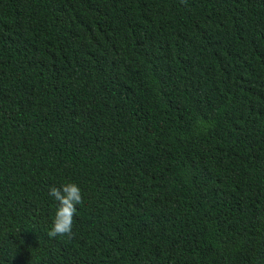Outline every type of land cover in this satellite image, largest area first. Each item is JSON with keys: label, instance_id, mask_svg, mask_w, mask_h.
Listing matches in <instances>:
<instances>
[{"label": "trees", "instance_id": "16d2710c", "mask_svg": "<svg viewBox=\"0 0 264 264\" xmlns=\"http://www.w3.org/2000/svg\"><path fill=\"white\" fill-rule=\"evenodd\" d=\"M0 264H264V0H0Z\"/></svg>", "mask_w": 264, "mask_h": 264}, {"label": "clouds", "instance_id": "9594fccd", "mask_svg": "<svg viewBox=\"0 0 264 264\" xmlns=\"http://www.w3.org/2000/svg\"><path fill=\"white\" fill-rule=\"evenodd\" d=\"M49 195L58 202L54 219L47 235L50 238L73 236V218L77 212V206L83 202L80 188L72 183H66L61 188L51 187Z\"/></svg>", "mask_w": 264, "mask_h": 264}]
</instances>
